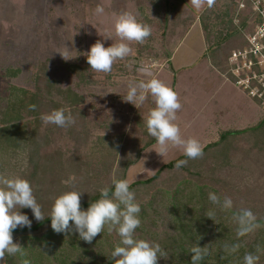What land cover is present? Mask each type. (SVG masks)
Instances as JSON below:
<instances>
[{
    "label": "rangeland",
    "instance_id": "1",
    "mask_svg": "<svg viewBox=\"0 0 264 264\" xmlns=\"http://www.w3.org/2000/svg\"><path fill=\"white\" fill-rule=\"evenodd\" d=\"M238 1L200 0V7H196L193 0H0V125L9 104L21 96L17 90L36 93L41 104L37 116L28 110L20 112L17 123L23 141L18 149L0 150V174L27 179L47 217L54 198L62 192H83L81 203L109 186L113 176L128 178L131 184L144 181L183 156L182 150L172 148L162 158L155 152L156 142L149 145L155 138L147 134L143 117L155 106L153 99L149 96L138 108L125 102L126 83L149 78L138 71L142 62H155L152 72L162 66L165 52L172 51L184 31L186 15L199 21V14L209 13L204 19L211 32L208 37L220 40L223 31L227 35L234 30L224 37L221 50L224 54V50L237 49L243 36L235 31L232 18L225 15L219 22V15L231 5L236 12ZM97 5L105 8L103 15L95 13ZM124 11L134 12L139 22L150 25L151 35L142 44L130 42L134 55L117 60L110 73L90 69L79 53L73 52L80 56L67 61L57 53L64 51L63 45L70 51L74 47L83 52L97 40H102L105 47L118 42L112 27L114 14ZM191 19L187 17L186 23ZM192 73L199 74L197 70ZM176 76L181 83L183 75L177 71ZM192 81L196 87L183 94L178 92L182 90L178 79L169 76L168 86L178 94L182 105L176 122L185 138L198 139L202 147L210 144L202 156L188 159L179 169L164 171L151 185L137 187V202L144 204L157 195V202L162 203L165 191L189 180L217 195L231 197L234 210L250 208L257 218H264V127L255 134L235 135L238 128L249 123L234 125L237 121L221 112L215 99L210 110L203 111L200 100L210 96L201 80ZM227 81L241 92L232 80ZM73 94L81 99L79 104L70 105ZM258 106L254 105L258 118H262L264 113ZM58 108L70 109L75 124L60 128L41 121L42 113ZM223 131L232 135L222 138ZM73 174L76 181L65 185L63 182ZM21 211L32 224L37 222L30 209ZM163 211L159 207L160 217ZM104 231L102 237L110 244L105 245L103 253L107 257L119 236L109 232L107 226ZM166 233H171V228L162 217L151 225L144 239L161 244ZM136 236L140 238L137 229ZM13 241L21 242L16 237ZM166 260L162 257L158 263Z\"/></svg>",
    "mask_w": 264,
    "mask_h": 264
},
{
    "label": "clouds",
    "instance_id": "2",
    "mask_svg": "<svg viewBox=\"0 0 264 264\" xmlns=\"http://www.w3.org/2000/svg\"><path fill=\"white\" fill-rule=\"evenodd\" d=\"M193 4L200 7V0H193ZM104 12V7L96 6L97 15H103ZM112 27L118 42H112L110 46L105 47L102 40H97L83 52L74 47L70 51L63 45L64 51L57 53L65 61L83 55L90 69L98 73H110L117 60L134 55L130 42L142 44L151 35L150 25L139 22L137 15L131 11L114 14ZM73 52L80 55H72ZM154 63L142 62L138 71L149 78L138 82L128 81L123 100L138 108L149 96L152 97L155 106L148 109L143 121L147 134L155 138V152L159 156L163 158L172 148H178L188 159L198 158L203 155L202 145L196 138L182 136L181 128L176 122L177 112L182 108L178 94L166 83L155 78L152 72ZM30 107L35 109V105ZM40 119L44 124H54L60 128H68L76 122L71 110L67 108L42 113ZM188 159L178 160L175 167L179 169L186 165ZM142 169L146 170L143 166ZM136 178L137 176L133 177ZM75 181L76 176L73 174L63 183L70 185ZM131 182L128 178L113 176L110 185L99 190V198L89 203L87 209H83L80 203L83 192L76 190L62 192L54 198L48 212L51 229L55 233L74 230L79 239L91 243L107 226L109 232L115 231L119 236V242L110 253L114 264H158V259L167 255L161 245L136 236V229L141 224L139 215L141 207L136 200L135 192L130 190ZM208 201L212 207L206 212V216L210 220H216L217 211L232 212L231 218L236 225L237 239L261 227L257 216L250 208L234 210L233 199L229 196L209 192ZM22 209H30L33 218L38 222L45 220V214L34 196L31 183L21 176L9 177L0 174V264H5L6 256L17 254L25 256L24 248L13 241L14 230L18 227L30 229L32 226V220L21 211ZM223 248L225 253L230 255L239 250L240 244L226 243ZM207 255L206 248L199 245L192 247L191 264H203ZM259 259L258 255L246 252L243 264H257ZM22 264H31V261L24 259Z\"/></svg>",
    "mask_w": 264,
    "mask_h": 264
},
{
    "label": "trees",
    "instance_id": "3",
    "mask_svg": "<svg viewBox=\"0 0 264 264\" xmlns=\"http://www.w3.org/2000/svg\"><path fill=\"white\" fill-rule=\"evenodd\" d=\"M201 17L204 19L203 16ZM204 26L206 28L205 23ZM17 91L21 96L9 104L7 114L1 120L0 150L20 148V142L24 137L19 136L17 122L21 119L20 112L28 110L33 116L40 114L41 104L37 94L26 90ZM73 97L74 102L70 105L79 104L81 99L74 94ZM31 105H35V109H32ZM262 127H264V119L254 127L253 131L256 132ZM248 132L243 131L235 135H245ZM231 135L225 134L222 138ZM155 142L154 139L149 145ZM206 150L207 147L203 149V152ZM183 159L188 158L183 155L163 165L152 177L131 184L130 190L134 191L139 186L153 184L164 171L175 169L176 162ZM209 192L212 191L205 186H197L189 180H183L172 190L164 192L162 203L157 202V195H154L153 199L140 204L141 224L137 228L138 237L144 239V236L150 232L151 225L163 217L171 228V233L164 234L160 244L167 253L165 256L167 260L164 264H191V248L196 245L207 249L208 255L203 264H243V256L246 252L258 255L260 259L257 264H264V218H257L261 227L237 239L236 225L231 218V211H217L215 221L206 216V212L212 207L208 201ZM99 196L100 192L92 195L86 201L81 202V207L87 209L89 203L97 200ZM159 207L164 209L161 217L158 212ZM71 223L70 221V225ZM104 233L103 230L101 234L94 237L91 243H87L79 239L74 230L55 233L50 227L47 216L44 221L32 224L30 229L18 227L13 231V237L21 241L19 244L24 248L25 256L22 257L19 254L6 256L5 262L6 264H22L24 259H28L31 264H114V259L111 260L110 255L106 257L103 254L105 245L110 247L107 238L102 237ZM226 243H239L240 248L236 253L229 255L223 248Z\"/></svg>",
    "mask_w": 264,
    "mask_h": 264
},
{
    "label": "crops",
    "instance_id": "4",
    "mask_svg": "<svg viewBox=\"0 0 264 264\" xmlns=\"http://www.w3.org/2000/svg\"><path fill=\"white\" fill-rule=\"evenodd\" d=\"M224 10L227 11V14H225ZM224 10L221 15H219V22L223 20L225 15H227L228 18L233 19L235 14L234 6L231 5L230 7H225ZM206 13L207 12H204L203 14L202 12L201 15H198L199 21H195L193 18L191 19V16L186 15L184 21L186 26H184V31L179 36L178 42L173 46L174 48L171 52H165L166 56L164 62H162V66L153 71V74L155 78L160 79L167 85L169 82V76L178 79V84L182 87V90L178 92L183 94L189 91L192 87H196L195 82L192 80H201L206 95L210 96L209 99L204 98L200 100V104L203 105V111H209L210 105L213 104L212 99H215L221 112H227V114L231 116V119L237 121L234 125L240 126L249 123L247 125L250 126H242L243 128H238V133L243 131L255 132L253 131L255 130L254 127L264 119V115L262 118H258L254 107V105L258 106V104L250 99L245 93H241L242 91H238L227 81L229 79L232 80L229 76L228 58L233 51L244 46V41L242 39L240 43L237 44V49L229 50L228 52L224 50V54H222V44L225 41L226 36L233 34L234 30L232 33H227V35L224 33L225 31H223L220 40L208 37V35H211V32L207 25L206 28L204 26V23L206 24L204 19L209 17V13L208 16ZM202 15L204 19L200 20L199 18H202ZM187 17H190L191 19L189 24L186 23ZM197 22L199 23L197 24ZM235 31H237L236 27ZM193 70H197L199 74H193ZM177 71L183 75L181 83H179L180 75L178 78L176 76ZM219 104H222V106L220 107ZM258 108L260 107L258 106ZM260 110L263 111L261 108ZM250 122H252V124H250ZM212 126H214V124H212ZM220 135L223 136L224 131L221 132ZM214 142L216 141H213V143ZM209 144L203 146L202 149Z\"/></svg>",
    "mask_w": 264,
    "mask_h": 264
},
{
    "label": "built area",
    "instance_id": "5",
    "mask_svg": "<svg viewBox=\"0 0 264 264\" xmlns=\"http://www.w3.org/2000/svg\"><path fill=\"white\" fill-rule=\"evenodd\" d=\"M232 21L244 46L230 54L229 76L264 111V0L238 1Z\"/></svg>",
    "mask_w": 264,
    "mask_h": 264
}]
</instances>
